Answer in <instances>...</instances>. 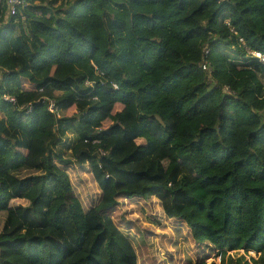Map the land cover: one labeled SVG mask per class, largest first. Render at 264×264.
I'll return each mask as SVG.
<instances>
[{
  "label": "trees",
  "instance_id": "1",
  "mask_svg": "<svg viewBox=\"0 0 264 264\" xmlns=\"http://www.w3.org/2000/svg\"><path fill=\"white\" fill-rule=\"evenodd\" d=\"M6 11L0 264H139L112 217L120 198L158 199L221 264H243L239 251L264 264V63L249 54L264 57V0ZM73 162L101 193L87 212L62 168Z\"/></svg>",
  "mask_w": 264,
  "mask_h": 264
},
{
  "label": "rangeland",
  "instance_id": "2",
  "mask_svg": "<svg viewBox=\"0 0 264 264\" xmlns=\"http://www.w3.org/2000/svg\"><path fill=\"white\" fill-rule=\"evenodd\" d=\"M231 55V50L226 49ZM234 58V57H232ZM3 116L0 113V119ZM110 122L104 127L110 126ZM72 134L69 135L72 139ZM69 155V154H68ZM67 155V158L69 156ZM70 175L74 190L85 211L96 207L100 201V190L88 165L73 164L62 166ZM33 172H23L22 175ZM118 207L112 213L113 220L134 243L139 264H221V257L210 247L197 245L186 224L166 218L160 201L156 198L118 199ZM5 213L1 215V224ZM234 258H245L243 264H255L256 253L245 251L229 253Z\"/></svg>",
  "mask_w": 264,
  "mask_h": 264
},
{
  "label": "built area",
  "instance_id": "3",
  "mask_svg": "<svg viewBox=\"0 0 264 264\" xmlns=\"http://www.w3.org/2000/svg\"><path fill=\"white\" fill-rule=\"evenodd\" d=\"M26 6H27V0H0V8L6 7L7 9L6 14H5L6 20H8L9 17H13L18 14L17 8L19 7L25 8ZM249 54H251L255 58H258L261 62L264 63V57L262 56V54L257 53V52H250V51H249ZM202 67L204 71H209L211 73V67L209 66V64L204 63ZM115 88L117 89L118 87L115 86ZM5 99L10 100L11 102H14L13 99H10L8 97H5ZM102 155H105V154L102 153Z\"/></svg>",
  "mask_w": 264,
  "mask_h": 264
},
{
  "label": "clouds",
  "instance_id": "4",
  "mask_svg": "<svg viewBox=\"0 0 264 264\" xmlns=\"http://www.w3.org/2000/svg\"><path fill=\"white\" fill-rule=\"evenodd\" d=\"M233 253V252H232ZM250 253H253V252H250ZM257 255V254H256Z\"/></svg>",
  "mask_w": 264,
  "mask_h": 264
}]
</instances>
